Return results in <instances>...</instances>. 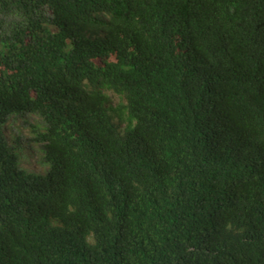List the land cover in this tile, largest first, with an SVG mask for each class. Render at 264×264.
<instances>
[{
    "label": "trees",
    "instance_id": "trees-1",
    "mask_svg": "<svg viewBox=\"0 0 264 264\" xmlns=\"http://www.w3.org/2000/svg\"><path fill=\"white\" fill-rule=\"evenodd\" d=\"M0 264H264V0H0Z\"/></svg>",
    "mask_w": 264,
    "mask_h": 264
},
{
    "label": "rangeland",
    "instance_id": "rangeland-1",
    "mask_svg": "<svg viewBox=\"0 0 264 264\" xmlns=\"http://www.w3.org/2000/svg\"><path fill=\"white\" fill-rule=\"evenodd\" d=\"M27 120L31 123L38 122V119L36 117H30L27 118ZM25 120H17V119H11L9 121V129L6 130L7 135L10 137V135H14L15 137L19 138L20 146H27V148L30 151L31 155H27L25 152L23 153V162L26 164V168L36 171V172H42L43 167L39 165V157L41 156V153L39 152V149L37 148H31L29 145L30 142V136L28 134V126L24 123Z\"/></svg>",
    "mask_w": 264,
    "mask_h": 264
}]
</instances>
